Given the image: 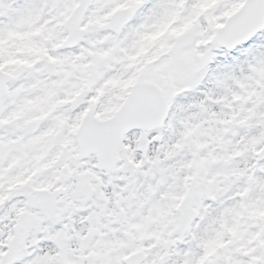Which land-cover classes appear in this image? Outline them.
Here are the masks:
<instances>
[{"label": "snow or ice", "instance_id": "1", "mask_svg": "<svg viewBox=\"0 0 264 264\" xmlns=\"http://www.w3.org/2000/svg\"><path fill=\"white\" fill-rule=\"evenodd\" d=\"M0 264H264V0H0Z\"/></svg>", "mask_w": 264, "mask_h": 264}]
</instances>
